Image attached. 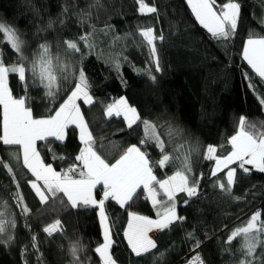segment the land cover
<instances>
[{"label": "trees", "instance_id": "trees-1", "mask_svg": "<svg viewBox=\"0 0 264 264\" xmlns=\"http://www.w3.org/2000/svg\"><path fill=\"white\" fill-rule=\"evenodd\" d=\"M145 2L154 4L157 13L141 14L137 0H99V5L93 7L90 5H95V0H0V20L13 25L29 39L25 52L28 57L32 56L37 43L45 39L55 52L58 40L75 38L86 31L92 33L93 47L83 49L85 55L81 63L98 103L91 108L84 106V111L97 139L104 144L102 151L114 153L113 144L123 147L138 143L142 137L141 128L133 131L119 118L104 117V106L120 96H126L142 118L158 124L170 122L183 130L181 137L167 145L168 152L181 143L193 149V171L197 175L204 173L200 193L191 199L185 193H178L177 212L186 219L155 236L158 250L141 258L131 254L123 238L128 211L113 201L106 202L112 231L117 234L113 254L118 264H181L189 256L188 233L204 242L198 251L205 264H238L241 238L231 245L223 241L229 234L228 229L240 225L253 211L264 207V174L241 175L230 194L222 192L214 186L211 177L214 162L203 159L202 154L207 145L217 146L220 154L230 149L226 139L234 134L240 115H245L258 127L264 122V110L256 99L264 93V82L242 57L243 43L249 33L264 35V0H237L241 4V16L236 35L228 41L213 39L196 20L186 0ZM64 8L68 9L67 13ZM36 10L39 15H34ZM81 12L86 15L82 17ZM49 19L54 21L53 28L37 33L36 28L46 25ZM81 19L86 22L80 23ZM60 21L66 25L62 31ZM149 26L165 37L156 42L159 72L154 71L149 48L137 34L140 28ZM4 58L6 63L16 60L8 49H4ZM116 63L120 64L119 72ZM149 69L156 76L155 83L148 77ZM9 83L15 95L24 94V86L14 74ZM250 83L255 86V92L249 87ZM28 95L34 112L46 114L49 101L44 90L31 87ZM79 148L77 134L70 129L67 140L56 150L71 159ZM197 148L199 151H195ZM12 151L15 149L0 146V157L8 160ZM148 152L153 161L161 158L159 151L151 146ZM49 162L58 170L67 167L61 160L50 159ZM174 170L172 166L156 168L155 173L163 179ZM16 174L31 211L25 215L15 205V184L0 166V211L9 213L7 218L16 223L11 230L13 241L0 244V264H73L71 249L74 245L80 248L81 264H100L94 253V248L103 242L98 209L91 206L73 209L59 201L43 206L24 184L28 178L26 169L17 168ZM135 212L151 213L152 207L147 201L139 202ZM55 219L61 220L63 231L49 237L43 228ZM33 235L37 237L39 252L32 247ZM226 247L229 251H224ZM24 248L27 253L22 256ZM160 253H164L163 258Z\"/></svg>", "mask_w": 264, "mask_h": 264}, {"label": "snow or ice", "instance_id": "snow-or-ice-1", "mask_svg": "<svg viewBox=\"0 0 264 264\" xmlns=\"http://www.w3.org/2000/svg\"><path fill=\"white\" fill-rule=\"evenodd\" d=\"M137 3L141 14L158 11L151 2L137 0ZM187 3L196 20L213 39L228 41L236 35L241 16V4L237 0L219 3L218 0H187ZM98 5L99 0H95V5L90 7ZM63 11L67 13L68 9L64 8ZM34 15H39L38 10ZM80 15L83 17L86 12ZM84 22V19L80 20V23ZM60 24L62 31L66 25L64 21H60ZM53 25L54 21L49 19L46 25H39L36 32L52 29ZM137 34L149 48L154 71H161L156 42L165 39L163 33L149 26L140 28ZM29 42L19 29L0 20V146L15 149L9 154L8 160L0 157V166L9 173L15 184V205L25 215L31 211L24 201L20 191L21 182L16 174V169L22 167L28 174L24 184L38 198L39 204L47 206L50 202L59 201L73 209L88 206L98 209L103 242L94 248V253L100 264H118V258L113 254L117 234L112 231L106 202L113 201L121 208H126L143 194L155 210V218L129 211L123 238L131 254L137 258L158 250L157 239L150 234L168 230L186 219L177 212L176 195L185 193L189 199L198 196L204 179V173L197 175L193 171V149L181 143L171 153L167 151V145L181 137L183 130L170 122L158 124L142 118L128 98L120 96L104 106V117L108 120L119 118L126 128L133 131L141 128L142 137L138 143L123 147L113 144L114 153L102 151L104 144L97 139L84 111V106L91 108L98 103L81 63L85 55L83 49L93 47L92 33L86 31L75 38L58 40L55 52L53 45L45 39L37 43L31 57L25 55ZM4 49L16 56L15 62H5ZM242 57L264 82V35L250 32L243 43ZM115 67L119 72L120 64L116 63ZM13 74L24 86L23 95H15L10 86L9 78ZM147 74L155 83L156 76L151 69ZM245 76L248 78L247 74ZM121 82L127 87L126 81L122 79ZM31 87L44 90L49 101L46 114L34 112L28 95ZM249 87L256 91L253 84L250 83ZM256 99L261 110H264V93L257 95ZM70 129L75 130L80 148L74 157L66 159L56 149L67 140ZM226 143L230 149L224 154L218 152L217 146L207 145L202 156L214 162L211 169L214 186L230 194L241 175L251 176L255 172L264 174V122H260L258 127L245 115H240L235 132L226 139ZM150 146L159 151L161 158L158 161L152 160L148 152ZM50 159L64 161L67 167L58 170L49 162ZM169 166L175 169L172 174L163 179L158 178L155 169ZM184 203L187 204L188 200ZM9 215L6 211H0V244L10 243L14 239L11 230L15 229L16 223L7 218ZM225 227L228 228L227 225ZM62 231L60 219H55L43 228L49 237ZM228 232L223 241L226 245L241 238L237 250L240 253L238 264H264V207L253 211L240 225L233 226ZM187 236L191 247L189 256L182 264H205L198 251L204 242L193 233ZM31 239L33 249L39 252L37 237L33 235ZM258 248L261 249L259 253ZM79 250L78 245L71 249L73 264H81ZM224 251H229V248L226 247ZM26 253L27 248H24L21 254L23 256ZM163 255L160 253V258Z\"/></svg>", "mask_w": 264, "mask_h": 264}, {"label": "crops", "instance_id": "crops-1", "mask_svg": "<svg viewBox=\"0 0 264 264\" xmlns=\"http://www.w3.org/2000/svg\"><path fill=\"white\" fill-rule=\"evenodd\" d=\"M186 2H187V0H186ZM188 4V3H187ZM213 166H214V164H213ZM167 176V175H166ZM165 176V177H166ZM141 196V199H134V201H132L131 203H130V206L129 207H126V209H127V211L129 212V211H133V212H135V205L137 204V203H139V202H146L147 200L144 198V195L143 194H141L140 195ZM177 196H178V193H177V195H176V200H177ZM148 202V204L149 205H151V203H150V201H147ZM152 207V206H151ZM127 212V213H128ZM138 213V212H137ZM140 214V213H139ZM141 215H146V216H150V217H153V218H155V210L152 208V212L151 213H146V214H141ZM128 217V216H127ZM98 218H99V215H98ZM100 222V221H99ZM126 225H127V223H126ZM100 227H101V229H102V226H101V224H100ZM125 228H126V226H125ZM158 233L159 232H153V233H151L150 235H152L153 236V238H155V236H157L158 235ZM102 235H103V229H102ZM103 239V238H102Z\"/></svg>", "mask_w": 264, "mask_h": 264}, {"label": "rangeland", "instance_id": "rangeland-1", "mask_svg": "<svg viewBox=\"0 0 264 264\" xmlns=\"http://www.w3.org/2000/svg\"><path fill=\"white\" fill-rule=\"evenodd\" d=\"M188 5V4H187ZM188 7H189V9H190V11H191V8H190V6L188 5ZM195 16V15H194ZM246 62V61H245ZM118 99V98H117ZM137 199H141V196H139ZM103 229V228H102ZM102 238H103V235H102Z\"/></svg>", "mask_w": 264, "mask_h": 264}, {"label": "built area", "instance_id": "built-area-1", "mask_svg": "<svg viewBox=\"0 0 264 264\" xmlns=\"http://www.w3.org/2000/svg\"><path fill=\"white\" fill-rule=\"evenodd\" d=\"M182 264V263H181Z\"/></svg>", "mask_w": 264, "mask_h": 264}]
</instances>
